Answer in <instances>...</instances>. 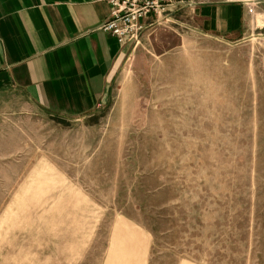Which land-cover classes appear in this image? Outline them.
Returning a JSON list of instances; mask_svg holds the SVG:
<instances>
[{"label": "rangeland", "instance_id": "374dc122", "mask_svg": "<svg viewBox=\"0 0 264 264\" xmlns=\"http://www.w3.org/2000/svg\"><path fill=\"white\" fill-rule=\"evenodd\" d=\"M145 20L83 117L0 109V264H264V13Z\"/></svg>", "mask_w": 264, "mask_h": 264}, {"label": "crops", "instance_id": "0c3cea01", "mask_svg": "<svg viewBox=\"0 0 264 264\" xmlns=\"http://www.w3.org/2000/svg\"><path fill=\"white\" fill-rule=\"evenodd\" d=\"M197 8L226 33L247 12L235 2ZM109 12L104 0H0V109L83 117L95 108L127 51L101 28Z\"/></svg>", "mask_w": 264, "mask_h": 264}, {"label": "built area", "instance_id": "2783aa9c", "mask_svg": "<svg viewBox=\"0 0 264 264\" xmlns=\"http://www.w3.org/2000/svg\"><path fill=\"white\" fill-rule=\"evenodd\" d=\"M110 6L108 17L101 28L114 35L120 44L137 40L145 27V20L174 4L192 5L195 0H104ZM222 3H240L253 13L264 0H216Z\"/></svg>", "mask_w": 264, "mask_h": 264}]
</instances>
